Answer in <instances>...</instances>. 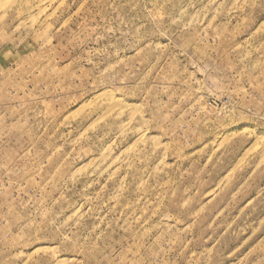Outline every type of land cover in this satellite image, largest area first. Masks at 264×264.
Returning <instances> with one entry per match:
<instances>
[{
    "label": "rangeland",
    "instance_id": "obj_1",
    "mask_svg": "<svg viewBox=\"0 0 264 264\" xmlns=\"http://www.w3.org/2000/svg\"><path fill=\"white\" fill-rule=\"evenodd\" d=\"M0 264H264V0H0Z\"/></svg>",
    "mask_w": 264,
    "mask_h": 264
},
{
    "label": "bare ground",
    "instance_id": "obj_2",
    "mask_svg": "<svg viewBox=\"0 0 264 264\" xmlns=\"http://www.w3.org/2000/svg\"><path fill=\"white\" fill-rule=\"evenodd\" d=\"M107 98H108L107 101H109L110 105H113V104L118 105L119 104V100H116V97L114 95L108 94Z\"/></svg>",
    "mask_w": 264,
    "mask_h": 264
}]
</instances>
